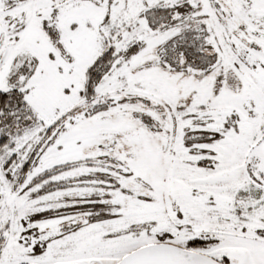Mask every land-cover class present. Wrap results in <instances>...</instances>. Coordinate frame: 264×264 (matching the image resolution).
Wrapping results in <instances>:
<instances>
[{
	"label": "snow or ice",
	"instance_id": "obj_1",
	"mask_svg": "<svg viewBox=\"0 0 264 264\" xmlns=\"http://www.w3.org/2000/svg\"><path fill=\"white\" fill-rule=\"evenodd\" d=\"M0 264H264V0H0Z\"/></svg>",
	"mask_w": 264,
	"mask_h": 264
}]
</instances>
